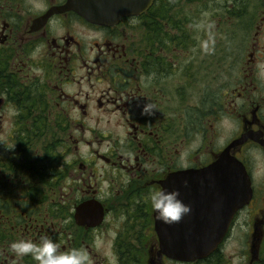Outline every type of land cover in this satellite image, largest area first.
I'll return each instance as SVG.
<instances>
[{
  "label": "flooded vegetation",
  "instance_id": "1",
  "mask_svg": "<svg viewBox=\"0 0 264 264\" xmlns=\"http://www.w3.org/2000/svg\"><path fill=\"white\" fill-rule=\"evenodd\" d=\"M69 2L0 0V264H36L9 245L45 236L88 264H185L161 254L149 194L178 189L196 211L183 172L225 154L252 196L191 264H264V241L258 258L223 251L264 223V0H156L111 25Z\"/></svg>",
  "mask_w": 264,
  "mask_h": 264
},
{
  "label": "water",
  "instance_id": "2",
  "mask_svg": "<svg viewBox=\"0 0 264 264\" xmlns=\"http://www.w3.org/2000/svg\"><path fill=\"white\" fill-rule=\"evenodd\" d=\"M155 1L70 0L67 8L89 22L111 25L123 16L143 14ZM225 155L205 170L183 172L182 177L187 178L188 184L199 189L198 196L189 194L191 202L198 203V207L173 228L156 220V230L162 244L161 254L191 264L213 256L228 237L236 213L249 204L252 192L250 178L242 164ZM209 178H215L213 198L210 197L212 183L208 182ZM223 187L227 190H218ZM263 224H256L252 234L253 258L259 257L264 241Z\"/></svg>",
  "mask_w": 264,
  "mask_h": 264
},
{
  "label": "clouds",
  "instance_id": "3",
  "mask_svg": "<svg viewBox=\"0 0 264 264\" xmlns=\"http://www.w3.org/2000/svg\"><path fill=\"white\" fill-rule=\"evenodd\" d=\"M209 43L214 44V40L205 43L204 50L210 52ZM158 111L155 103L145 102L142 105L141 115L154 116ZM184 188H188V181H184ZM149 203L155 212V218L166 225L179 223L185 216L191 213V206L186 205L180 199V191L160 188L149 194ZM9 250L16 256L22 257L30 255L36 264H88L87 253L84 249H71L60 251L57 243L48 237H41L40 241L33 242L28 239L13 241L9 245Z\"/></svg>",
  "mask_w": 264,
  "mask_h": 264
},
{
  "label": "rangeland",
  "instance_id": "4",
  "mask_svg": "<svg viewBox=\"0 0 264 264\" xmlns=\"http://www.w3.org/2000/svg\"><path fill=\"white\" fill-rule=\"evenodd\" d=\"M243 220L244 218H242V221ZM252 233L253 231L247 228L241 230L236 228V231L231 234L230 238L224 245V253L228 255L231 254L235 257L243 258L246 256V258H248L250 256Z\"/></svg>",
  "mask_w": 264,
  "mask_h": 264
},
{
  "label": "trees",
  "instance_id": "5",
  "mask_svg": "<svg viewBox=\"0 0 264 264\" xmlns=\"http://www.w3.org/2000/svg\"><path fill=\"white\" fill-rule=\"evenodd\" d=\"M199 262V261H198Z\"/></svg>",
  "mask_w": 264,
  "mask_h": 264
}]
</instances>
